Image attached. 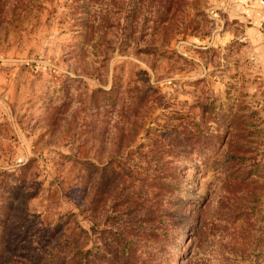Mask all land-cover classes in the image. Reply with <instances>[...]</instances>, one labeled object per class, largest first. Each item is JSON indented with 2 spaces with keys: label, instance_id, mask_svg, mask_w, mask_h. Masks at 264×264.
Here are the masks:
<instances>
[{
  "label": "rangeland",
  "instance_id": "rangeland-1",
  "mask_svg": "<svg viewBox=\"0 0 264 264\" xmlns=\"http://www.w3.org/2000/svg\"><path fill=\"white\" fill-rule=\"evenodd\" d=\"M0 172V264H264V0H0Z\"/></svg>",
  "mask_w": 264,
  "mask_h": 264
},
{
  "label": "trees",
  "instance_id": "trees-1",
  "mask_svg": "<svg viewBox=\"0 0 264 264\" xmlns=\"http://www.w3.org/2000/svg\"><path fill=\"white\" fill-rule=\"evenodd\" d=\"M100 7V6H99ZM25 166H23V168H21L20 171L24 170ZM3 173L0 172V176ZM5 175V174H4ZM7 175V174H6ZM12 177V175H11ZM13 178V177H12ZM24 186H20L21 188H19L21 191H25V190H30V188H28V185H25V182H23ZM32 189V188H31ZM0 189V212H4L3 210L7 211L4 207V205L6 204L5 202L7 201V198L5 197V194H9L7 193L6 190H2ZM33 193L34 192H30L28 199H31L33 197ZM20 201V199H18L17 196H13L11 197V201ZM15 208L17 207H13L12 209L9 208L8 213H6L5 217L4 214L0 213V254H2L4 252V244L6 241L11 239V236H8V232L9 231H13L17 228L23 229L22 233H18V237H14L13 239H16L19 244H25L26 242V246L25 248L20 247V245L18 246V250H26V254L28 253V251H31L34 255L31 256V260H33V262L35 263L36 260L38 259V263L39 261L42 259V256L38 253V251H40V249H36L35 247H31L33 240L30 239V237H25V210L21 212V207L18 206V209L20 211H16ZM27 216V214H26ZM22 222V223H21ZM28 224H30V228L31 230L33 228H37V226L34 225L33 221H28ZM4 254V253H3ZM32 261H30L31 264Z\"/></svg>",
  "mask_w": 264,
  "mask_h": 264
}]
</instances>
